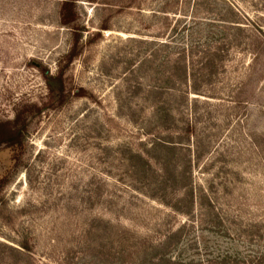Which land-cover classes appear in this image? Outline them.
I'll use <instances>...</instances> for the list:
<instances>
[{
    "label": "rangeland",
    "instance_id": "374dc122",
    "mask_svg": "<svg viewBox=\"0 0 264 264\" xmlns=\"http://www.w3.org/2000/svg\"><path fill=\"white\" fill-rule=\"evenodd\" d=\"M23 114L0 264H264V0H0Z\"/></svg>",
    "mask_w": 264,
    "mask_h": 264
},
{
    "label": "trees",
    "instance_id": "16d2710c",
    "mask_svg": "<svg viewBox=\"0 0 264 264\" xmlns=\"http://www.w3.org/2000/svg\"><path fill=\"white\" fill-rule=\"evenodd\" d=\"M68 5V2L66 6ZM68 25L67 22H64ZM74 48L66 57L68 63H72L77 57V49L80 42V35L78 33L74 34ZM48 85L50 88V94L53 101H61L66 99L65 96V85L63 80V73H60L57 77H49ZM56 84L58 88H53ZM59 91L55 94V92ZM56 95V97H53ZM36 108V106H34ZM28 126L23 115H19L13 122L0 123V152L4 148H9L12 151V160L15 163L21 161V157L24 154L25 143L27 139ZM9 174L4 177H0V191L7 185Z\"/></svg>",
    "mask_w": 264,
    "mask_h": 264
}]
</instances>
